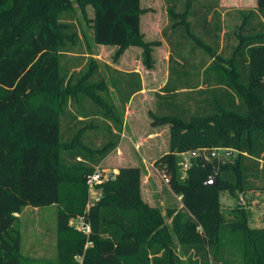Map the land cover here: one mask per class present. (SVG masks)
<instances>
[{"label":"trees","instance_id":"16d2710c","mask_svg":"<svg viewBox=\"0 0 264 264\" xmlns=\"http://www.w3.org/2000/svg\"><path fill=\"white\" fill-rule=\"evenodd\" d=\"M187 1L181 12L168 4L167 14L170 29L211 58L201 72L208 111L188 119L175 111L151 113V124L168 123L170 132L169 150L153 166L167 176L189 216L182 222L176 213L169 228L161 213L142 200L136 166L119 167L114 178L102 182L99 201L86 212L87 176L117 147L123 123L105 82L90 81L97 72L94 61L83 73L67 74L61 65L62 56L79 40L75 24L64 16L71 19L75 6L84 10L86 4L94 7V43L117 46L120 53L132 42L142 46L149 59L150 46L140 32V0H0V264H22L21 235L14 229L22 208L61 204L55 264H77L75 255L81 256V264H182L173 234L186 244L185 253L192 251L191 264H210L208 252L216 256L222 223L219 191L245 192L255 188L252 177L264 181V0L237 10L241 21L233 30L236 44L230 55L195 33L188 17L201 13L203 2L191 0L198 4L193 11ZM201 16L205 21V13ZM179 56L183 62L169 55V76L174 78L160 90L161 99L169 97L166 92H178L177 83L188 76L175 66L188 64ZM120 74L123 83H112L120 102L126 103L141 90V79L136 71ZM184 82L183 88H189ZM84 98L107 122L84 123L87 115L80 116L76 109L70 116L81 126L63 139L61 118L68 104ZM165 105L176 108L173 102ZM101 128L108 136L101 146L85 141V132ZM202 147H226L235 156L196 157L181 177L178 155ZM211 177L216 185L207 183ZM81 215L91 225L88 237L69 225ZM238 226L248 247L245 264H264V228ZM87 241L91 245L86 246Z\"/></svg>","mask_w":264,"mask_h":264},{"label":"rangeland","instance_id":"374dc122","mask_svg":"<svg viewBox=\"0 0 264 264\" xmlns=\"http://www.w3.org/2000/svg\"><path fill=\"white\" fill-rule=\"evenodd\" d=\"M200 1L203 2V8L199 10L201 13H205L206 19L204 21L199 12L197 15H189L188 19L193 30L204 41L215 46L219 52L230 55L233 45L236 44L233 30L241 21L237 10L253 8L251 6L254 4V0ZM186 3H188L187 0H140L139 5L143 10L140 14V32L142 40L149 43V59L146 58L144 48L132 42L120 53L117 52V46L94 43L90 20L94 15V7L91 4H86L84 10L75 6L71 19H69L70 16H64V20L75 24L79 40L62 56L61 65L66 69L67 74L83 73L87 70L90 61H94L97 72L90 78V81L95 82L102 79L105 82L116 114L121 118L122 123H126L125 136H123V130L121 131L120 138H123V141L119 150L116 153L112 150L97 168L102 171L106 178L104 181H106L114 178L119 167L141 165L142 196L150 202L146 203L150 208H155L161 213L169 228L171 227V218L176 213L180 214L182 222L189 216L183 210L180 197L168 190L163 173L151 166V163L169 150L168 138L165 134H161L155 141L153 137H146V133L150 131L148 123L153 121L151 113L164 114L168 111H175L184 119H188L193 113L208 111L206 109L208 95L202 90L205 85L202 83L201 72L209 64L211 58L203 48L195 46L190 39L183 38L180 31L173 32L170 29L167 5H174L176 10L181 12ZM189 7L196 11L198 4L190 0ZM171 53L179 62H183L179 55L187 59L188 64L175 66L177 69L185 71L188 76L177 83L178 92L174 94L166 92L165 94L169 97L161 99L158 96L160 90L169 81V77L174 78V75L169 76L168 59ZM134 71H138L141 75L142 94L134 96L130 103L134 93L126 103H121L112 80L123 83L125 78L120 73ZM184 80L189 83V88H183L184 84H187ZM166 102H173L176 108L173 110L167 108ZM76 109L80 116L83 113L87 115L84 123L87 121L107 122V120H103L98 112L99 109L89 99L84 98L79 102H70L67 106V114L61 118L63 139L70 138L81 126V124L74 123L75 120L73 121L70 116V113ZM109 123L111 122L109 121ZM84 139L89 144L99 147L108 139V136L101 128V130H88L85 132ZM220 153L224 155L223 151ZM234 156L235 152L232 151L225 155L229 159ZM177 161L178 163L181 161V154L178 155ZM257 163L260 168L263 161L260 160ZM153 168L154 174L148 176V169L150 171ZM179 171L181 177H184L185 171L181 167ZM251 181L255 187L253 190L245 192L219 191L222 223L217 239L216 256L214 257L211 252H208L210 264H245L248 247L245 234L238 225L245 223L247 228L252 230L264 228V187L262 186L264 181L259 176L252 177ZM151 186L155 189L154 194L149 191ZM150 195L153 197L152 201ZM63 206V204L43 207L26 206L17 215L14 229H17L21 235L22 264L56 263V247L61 236L57 229V214ZM196 231L201 233L199 227L196 228ZM173 243L181 263L191 264L188 261V254H191L192 251L186 252V254V244L181 243L174 234ZM72 260L74 263L81 264L82 259L81 256L75 255Z\"/></svg>","mask_w":264,"mask_h":264},{"label":"built area","instance_id":"2783aa9c","mask_svg":"<svg viewBox=\"0 0 264 264\" xmlns=\"http://www.w3.org/2000/svg\"><path fill=\"white\" fill-rule=\"evenodd\" d=\"M221 151L224 155H221ZM230 149L226 147H202L195 149L193 151H188L181 153V161L178 163L179 166L186 171V169L191 165V159L196 157L203 158L205 160H211L213 158L222 159L226 158L225 155L229 154ZM164 178L167 182V176L163 173ZM102 171L98 168L94 170L90 175L87 176V202H86V212L97 203L101 197V187L100 184L105 180ZM69 225L73 226L75 229L81 231L86 237L91 233V225L85 216H77L69 220ZM91 245L90 241L86 242V246Z\"/></svg>","mask_w":264,"mask_h":264},{"label":"crops","instance_id":"0c3cea01","mask_svg":"<svg viewBox=\"0 0 264 264\" xmlns=\"http://www.w3.org/2000/svg\"><path fill=\"white\" fill-rule=\"evenodd\" d=\"M247 6V5H246ZM249 6V5H248ZM256 6V0H254V4H252V6L251 7H255ZM136 72H138V71H136ZM139 73V72H138ZM139 75H140V73H139ZM140 77H141V75H140ZM141 79V78H140ZM142 87V86H141ZM142 91H143V87L141 88V90L140 91H138V92H136L132 97H131V99H130V103L133 101V98H134V96H137V95H140V94H142ZM134 124V123H133ZM148 126H149V129H150V131H148L147 133H146V137H149V138H151V137H153V139L155 140H157V138H158V136L159 135H163V134H165L166 135V137L168 138V140H169V137H170V132H169V125H162V126H157V127H154L151 123H148ZM122 130H123V132H124V134H123V136H125V130H126V123H123V127H122ZM146 137H144V138H146ZM143 139V138H142ZM155 140V141H156ZM122 141H123V138L121 139L120 138V141H119V143H118V145H117V147L113 150V152H117L118 150H119V146L121 145V143H122ZM169 148V147H168ZM168 150V149H167ZM112 152V153H113ZM167 151H165L164 153H166ZM145 158H146V154H145ZM101 165V164H100ZM129 166H136V167H138L139 169L141 168V165H139V164H136V165H129ZM151 166L152 167H154L153 166V163H151ZM153 170H154V168L152 169V170H150L149 171V169H148V176H152V174H154L153 173ZM148 179V178H147ZM142 181V180H141ZM165 182H166V179H165ZM167 183V182H166ZM167 188H168V190L169 191H171V189L169 188V186H168V184H167ZM149 191H150V193L151 194H154L155 193V189H154V187L153 186H151V189H149ZM172 192V191H171ZM140 193H141V196H142V193H143V188H142V184H141V182H140ZM150 197H151V195H150ZM142 199H143V201L145 202V203H147V204H149L150 202L149 201H147L143 196H142ZM151 199V201H152V199H153V197H151L150 198ZM18 215V214H17Z\"/></svg>","mask_w":264,"mask_h":264},{"label":"water","instance_id":"95a60500","mask_svg":"<svg viewBox=\"0 0 264 264\" xmlns=\"http://www.w3.org/2000/svg\"><path fill=\"white\" fill-rule=\"evenodd\" d=\"M207 183L210 184V185H216L215 178H214V177H211V178L208 180Z\"/></svg>","mask_w":264,"mask_h":264}]
</instances>
